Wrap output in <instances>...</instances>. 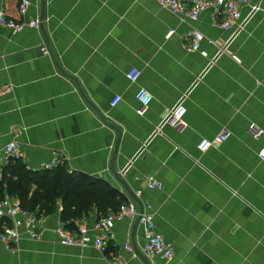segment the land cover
<instances>
[{
	"label": "crops",
	"instance_id": "crops-1",
	"mask_svg": "<svg viewBox=\"0 0 264 264\" xmlns=\"http://www.w3.org/2000/svg\"><path fill=\"white\" fill-rule=\"evenodd\" d=\"M41 1L30 0L23 16L21 0H0L26 23L40 19ZM242 20V29L224 30L210 11L194 20L158 0H46L51 48L40 52V27L14 32L0 24V168L5 145L16 139L30 168L60 158L135 200L111 171L114 125L121 131L115 168L143 209L153 206L156 229L175 252L171 260L148 256L151 264H264V85L257 83L264 76V0H249ZM194 29L205 36L206 55L186 49ZM133 67L142 70L138 83L127 77ZM140 86L153 94L143 114ZM116 95L122 99L112 107ZM181 100L185 125L171 117ZM225 129V142L199 149ZM150 177L161 187L150 188ZM98 218L94 208L76 222L92 227ZM134 222H116L111 237L103 233L106 251L65 245L56 233L64 224L59 204L41 216L42 239L23 233L11 246L0 244V264H144L135 251H142L144 230L139 223L133 234Z\"/></svg>",
	"mask_w": 264,
	"mask_h": 264
},
{
	"label": "built area",
	"instance_id": "built-area-1",
	"mask_svg": "<svg viewBox=\"0 0 264 264\" xmlns=\"http://www.w3.org/2000/svg\"><path fill=\"white\" fill-rule=\"evenodd\" d=\"M158 3L161 7L169 10L175 15L190 17L194 20H198L203 12L210 11L213 25L224 30H230L234 27L240 30L244 26L242 20L243 7L249 4V0H158ZM30 4V0H21L19 4V12L21 15L25 16L27 14ZM0 24L8 26L14 32H20L26 25L39 28L40 19L35 18L28 23L24 21L18 22L16 19L9 16L5 6L0 2ZM173 33L174 30H170L168 35L170 36ZM204 37L201 30L194 29L191 34L190 42L185 45L186 49L189 51L201 52V54L206 55V53L202 51V41ZM141 75L142 70L137 67L131 68L127 73V77L132 83H138ZM257 83L264 85V76L262 79L258 80ZM9 92L10 89L6 88L1 92V95H6ZM136 98L140 104L138 113L143 114L144 109L152 102L153 94L147 88L140 86ZM121 99V95H116L111 101V106H116ZM186 112L187 107L184 101L181 100L173 109L171 117L177 124L185 125ZM230 135L229 130L225 129L213 141L203 139L198 147L202 152H206L211 146L225 142ZM3 152L5 162H8L11 157H21V151L16 139L10 140L5 145ZM261 158L264 159V154H261ZM62 162V159L56 158L52 161L41 163L36 169H52ZM149 187L160 188L161 184L155 177H150ZM140 194L141 191H138L137 195ZM138 216H140V224L144 230L145 241L142 246L144 254L149 257L158 255L166 260H171L175 256V252L164 235L156 229L153 206L148 204L144 207L143 212L140 213V209L135 200H129L121 204L119 209L115 212L98 218L92 227L80 222L76 225V228L69 229L65 227V224H60L56 228V233L62 244L72 246L93 245L100 248L102 251H106L108 244L103 233L111 237V232L116 222H121L125 219L133 220ZM43 231L41 217L35 212L24 209L18 197L5 195L0 200V244L11 246L18 242L23 233H26L32 239L40 240L43 237ZM126 248L132 249V245L127 243Z\"/></svg>",
	"mask_w": 264,
	"mask_h": 264
},
{
	"label": "trees",
	"instance_id": "trees-1",
	"mask_svg": "<svg viewBox=\"0 0 264 264\" xmlns=\"http://www.w3.org/2000/svg\"><path fill=\"white\" fill-rule=\"evenodd\" d=\"M5 195L18 197L24 209L40 217L53 213L60 204L61 219L69 229L94 208L100 218L127 202L107 180L72 170L65 161L39 170L30 168L21 157H11L0 168V200Z\"/></svg>",
	"mask_w": 264,
	"mask_h": 264
},
{
	"label": "water",
	"instance_id": "water-1",
	"mask_svg": "<svg viewBox=\"0 0 264 264\" xmlns=\"http://www.w3.org/2000/svg\"><path fill=\"white\" fill-rule=\"evenodd\" d=\"M45 14H46V0H42L41 1V16H40V29L43 33V36L45 38V44L42 45V46H39L38 48V51L40 52V50H42V48L44 46H46L49 50L51 48V45H50V39H49V36H48V33L46 31V28L44 26V18H45ZM55 62H56V66L58 67V69L66 76H69V77H72V75L68 74V72H66L62 67L61 65L57 62V60L54 58ZM75 79V78H73ZM75 81L77 82V85L79 87V89L81 90V87L78 83V81L75 79ZM105 120V118H104ZM112 127L116 130L117 132V135H118V139L116 141V144H115V148H114V153L112 155V159H111V171L112 173L114 174L115 178L119 181V183L124 187V189L131 195L132 198H134L135 200H137L139 202V205H140V213L143 212V206H142V203L139 201V199L136 197L135 193L130 189V187L128 186V184L126 183V181L123 179V174L122 172H119L116 170L115 168V158H116V153L118 151V146H119V142H120V139H121V131L119 128H117L116 126L112 125ZM140 223V216H138L136 219H135V222H134V225H133V229H132V233L134 234L138 225ZM135 251H136V254L143 260L144 264H151V261H150V258L144 254L137 246H135Z\"/></svg>",
	"mask_w": 264,
	"mask_h": 264
}]
</instances>
